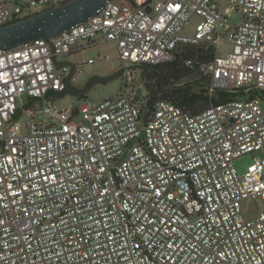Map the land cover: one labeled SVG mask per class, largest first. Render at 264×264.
Here are the masks:
<instances>
[{"label": "built area", "instance_id": "built-area-1", "mask_svg": "<svg viewBox=\"0 0 264 264\" xmlns=\"http://www.w3.org/2000/svg\"><path fill=\"white\" fill-rule=\"evenodd\" d=\"M62 1L0 0V25ZM100 40L116 46L119 89L54 109L48 96L77 69L62 56ZM185 46L211 54L184 59L210 104L136 101L138 66ZM217 91L241 95L212 103ZM261 91L264 0H109L48 40L0 49V264H264ZM244 200L260 202L256 216Z\"/></svg>", "mask_w": 264, "mask_h": 264}, {"label": "rangeland", "instance_id": "rangeland-1", "mask_svg": "<svg viewBox=\"0 0 264 264\" xmlns=\"http://www.w3.org/2000/svg\"><path fill=\"white\" fill-rule=\"evenodd\" d=\"M41 9H38V11ZM238 13L230 15V22L235 23L238 21ZM198 20L195 17L191 22V27L194 26ZM190 29H186L188 32ZM229 51V46L221 44L219 47V53L221 55L226 54ZM117 49L114 43L100 40L93 45H90L84 49L62 56V62H67L70 66V71H73V67H77L73 71L72 79L69 81L70 88L65 94L49 95L47 100L54 102V109L65 108L68 105H78L83 99L90 101H99L105 97L112 96L116 93L120 86V74L114 75L117 68L118 61L116 60ZM88 59H92V62H87ZM195 78V73L173 80V84H183L186 82H192ZM93 83L92 86L85 92L84 96H79L75 91L84 88L87 84ZM144 89L142 92V99L145 96H152L149 91ZM148 93V94H147ZM27 101L25 98H23ZM262 105L264 106V100L262 99ZM36 109H40L39 105H36ZM41 115H36V118ZM21 120L25 119L23 114L19 115ZM259 154L264 153V149L258 151ZM251 161V154H245L234 160V163L240 173L246 171L247 165ZM260 202L258 200H244L242 202V208L246 216L252 218L257 215Z\"/></svg>", "mask_w": 264, "mask_h": 264}, {"label": "trees", "instance_id": "trees-1", "mask_svg": "<svg viewBox=\"0 0 264 264\" xmlns=\"http://www.w3.org/2000/svg\"><path fill=\"white\" fill-rule=\"evenodd\" d=\"M186 57H192L195 60L202 61L209 59L211 54H204L199 48L185 46L171 62L156 65L140 64L138 66L140 68L145 86H153V89L149 91V94L152 96H148V105H151L156 98H162L176 103L191 113H196L210 104V99L205 85L200 84L197 79L194 78L192 82H186L183 84L175 85L172 83L173 80H178L190 73H193L189 67L184 65V59ZM117 74H120L119 70L114 73V75ZM92 84L93 83L91 82L85 86L86 91H88ZM196 85L200 87L194 88ZM69 88L70 85H68L67 89L60 94H65ZM84 94L79 96L82 97ZM257 94H261L264 98V91ZM240 95L241 94L239 93H225L217 91L211 98V102L219 103Z\"/></svg>", "mask_w": 264, "mask_h": 264}, {"label": "water", "instance_id": "water-1", "mask_svg": "<svg viewBox=\"0 0 264 264\" xmlns=\"http://www.w3.org/2000/svg\"><path fill=\"white\" fill-rule=\"evenodd\" d=\"M109 0H64L47 9L32 13L20 19L0 25V49L10 48L36 39L48 40L97 14ZM200 87L198 85L194 88ZM150 91L151 87H145ZM143 88L138 87L135 100ZM86 92V87L77 90L78 95Z\"/></svg>", "mask_w": 264, "mask_h": 264}, {"label": "flooded vegetation", "instance_id": "flooded-vegetation-1", "mask_svg": "<svg viewBox=\"0 0 264 264\" xmlns=\"http://www.w3.org/2000/svg\"><path fill=\"white\" fill-rule=\"evenodd\" d=\"M76 92H77V90H76Z\"/></svg>", "mask_w": 264, "mask_h": 264}]
</instances>
